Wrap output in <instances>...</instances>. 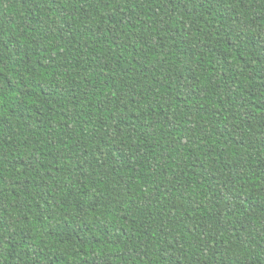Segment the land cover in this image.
<instances>
[{"label": "trees", "instance_id": "trees-1", "mask_svg": "<svg viewBox=\"0 0 264 264\" xmlns=\"http://www.w3.org/2000/svg\"><path fill=\"white\" fill-rule=\"evenodd\" d=\"M0 264H264V0H0Z\"/></svg>", "mask_w": 264, "mask_h": 264}]
</instances>
